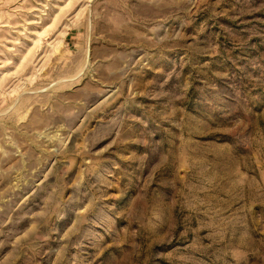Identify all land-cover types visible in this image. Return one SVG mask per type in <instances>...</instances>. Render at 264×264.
<instances>
[{"label": "rangeland", "instance_id": "374dc122", "mask_svg": "<svg viewBox=\"0 0 264 264\" xmlns=\"http://www.w3.org/2000/svg\"><path fill=\"white\" fill-rule=\"evenodd\" d=\"M0 264H264V0H0Z\"/></svg>", "mask_w": 264, "mask_h": 264}]
</instances>
